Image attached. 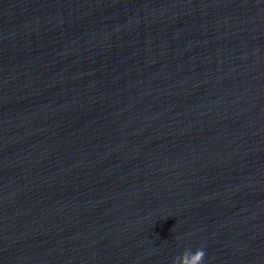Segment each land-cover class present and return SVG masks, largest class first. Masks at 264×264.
I'll list each match as a JSON object with an SVG mask.
<instances>
[{
    "label": "water",
    "instance_id": "1",
    "mask_svg": "<svg viewBox=\"0 0 264 264\" xmlns=\"http://www.w3.org/2000/svg\"><path fill=\"white\" fill-rule=\"evenodd\" d=\"M264 264V0H0V264Z\"/></svg>",
    "mask_w": 264,
    "mask_h": 264
},
{
    "label": "clouds",
    "instance_id": "2",
    "mask_svg": "<svg viewBox=\"0 0 264 264\" xmlns=\"http://www.w3.org/2000/svg\"><path fill=\"white\" fill-rule=\"evenodd\" d=\"M203 256L201 247L185 248L173 257L172 264H202Z\"/></svg>",
    "mask_w": 264,
    "mask_h": 264
}]
</instances>
